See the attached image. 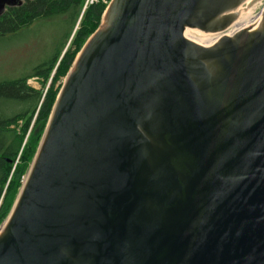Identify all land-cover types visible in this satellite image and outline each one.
Returning a JSON list of instances; mask_svg holds the SVG:
<instances>
[{"label":"water","instance_id":"1","mask_svg":"<svg viewBox=\"0 0 264 264\" xmlns=\"http://www.w3.org/2000/svg\"><path fill=\"white\" fill-rule=\"evenodd\" d=\"M0 264H264V0H112Z\"/></svg>","mask_w":264,"mask_h":264},{"label":"trees","instance_id":"2","mask_svg":"<svg viewBox=\"0 0 264 264\" xmlns=\"http://www.w3.org/2000/svg\"><path fill=\"white\" fill-rule=\"evenodd\" d=\"M84 4L85 0H26L21 5L8 7L0 16V36L28 25L35 18L53 14H76V25ZM105 9L106 5L101 2L87 7L78 28L73 29L67 41L54 49L33 73L0 81V99L15 104L11 111L7 110V105L0 107V225L8 218L34 160L61 88L60 81L99 27ZM34 76L42 79L40 89L27 83ZM20 121H23L21 125ZM14 125L17 127L12 128Z\"/></svg>","mask_w":264,"mask_h":264},{"label":"rangeland","instance_id":"3","mask_svg":"<svg viewBox=\"0 0 264 264\" xmlns=\"http://www.w3.org/2000/svg\"><path fill=\"white\" fill-rule=\"evenodd\" d=\"M25 1L26 0H22V3ZM89 6L90 5L87 7ZM87 7L85 0V4L83 5L81 15L76 25H74L76 14H53L35 18L28 25L21 28L18 27L19 29L13 32H5L4 35L0 36V81L27 76L33 73L34 68L46 59L54 49L61 47L67 41L72 30L74 29L75 31L78 28L80 19ZM102 19L103 15L101 22ZM69 43L70 42L67 43L65 49L68 47ZM66 75L60 81L61 88ZM27 83L37 89L42 87V79L37 76L30 77ZM4 105H7V110H13L15 107L14 103H7L6 100L0 99V107ZM22 122L23 121H20L19 124L21 125ZM13 127L16 128L17 126L14 125L12 128ZM5 221L0 225V229Z\"/></svg>","mask_w":264,"mask_h":264},{"label":"built area","instance_id":"4","mask_svg":"<svg viewBox=\"0 0 264 264\" xmlns=\"http://www.w3.org/2000/svg\"><path fill=\"white\" fill-rule=\"evenodd\" d=\"M112 0H86V7L88 5H93L95 3H103L106 5V7L111 3ZM0 204H1V201H0Z\"/></svg>","mask_w":264,"mask_h":264},{"label":"flooded vegetation","instance_id":"5","mask_svg":"<svg viewBox=\"0 0 264 264\" xmlns=\"http://www.w3.org/2000/svg\"><path fill=\"white\" fill-rule=\"evenodd\" d=\"M21 4H22V3H20L19 5H21ZM17 5H18V4H17ZM14 6H15V5H14ZM8 7H11V6H8ZM8 7H6V10L8 9ZM6 10H5L3 13H5ZM3 13H2V14H3ZM2 14H1V15H2ZM1 15H0V16H1ZM22 27H23V26H22ZM19 28H21V27H19ZM19 28H17V29H19Z\"/></svg>","mask_w":264,"mask_h":264}]
</instances>
